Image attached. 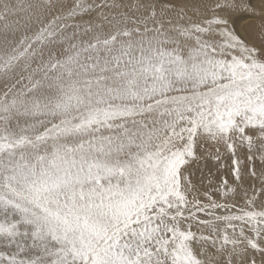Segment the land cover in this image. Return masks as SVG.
<instances>
[{"label": "snow or ice", "instance_id": "6c2138e0", "mask_svg": "<svg viewBox=\"0 0 264 264\" xmlns=\"http://www.w3.org/2000/svg\"><path fill=\"white\" fill-rule=\"evenodd\" d=\"M17 26L0 264H264V0H0Z\"/></svg>", "mask_w": 264, "mask_h": 264}, {"label": "rangeland", "instance_id": "374dc122", "mask_svg": "<svg viewBox=\"0 0 264 264\" xmlns=\"http://www.w3.org/2000/svg\"><path fill=\"white\" fill-rule=\"evenodd\" d=\"M41 2V0H25V3H30V4H38V3H40ZM33 11L35 12V11H38L37 9H33ZM243 23V22H242ZM242 23L241 22H239V21H237V26L238 27H240L241 25H242ZM22 29V30H21ZM243 30V29H242ZM249 30H251V29H249ZM16 32H17V34H16ZM15 33H8V34H10V35H8V34H5L3 31H0V50H2V49H4L5 47H10L11 45H10V43L9 42H15L18 38H19V35L21 34V32H23V27H20V26H17V31H16ZM19 34V35H18ZM8 35V36H7ZM11 35H13V36H11ZM15 36V37H14ZM9 37V38H8ZM8 40H7V39ZM6 40V41H4V40ZM10 39V40H9ZM12 40V41H11ZM4 43V44H3ZM9 44V45H8Z\"/></svg>", "mask_w": 264, "mask_h": 264}, {"label": "bare ground", "instance_id": "6f19581e", "mask_svg": "<svg viewBox=\"0 0 264 264\" xmlns=\"http://www.w3.org/2000/svg\"><path fill=\"white\" fill-rule=\"evenodd\" d=\"M239 22L242 23V21H239ZM21 30H22V29H21ZM23 30H24V29H23ZM10 34H11V32H10ZM10 34H8V35H10ZM16 34H17V32H16ZM8 35H7V36H8ZM18 35H19V34H18ZM1 36H2V35H1ZM1 36H0V37H1ZM11 36H13V35H11ZM14 37H15V36H14ZM8 38H9V37H8ZM6 39H7V38H6ZM3 40H4V39H3ZM7 40H8V39H7ZM9 40H10V39H9ZM4 41H6V40H4ZM11 41H12V40H11ZM3 44H4V43H3ZM8 45H9V44H8ZM208 166L211 167V161L208 162ZM199 175H200V173H197V177H199Z\"/></svg>", "mask_w": 264, "mask_h": 264}]
</instances>
